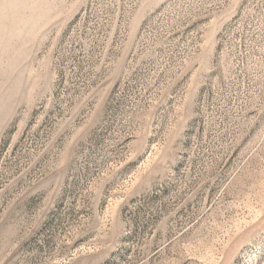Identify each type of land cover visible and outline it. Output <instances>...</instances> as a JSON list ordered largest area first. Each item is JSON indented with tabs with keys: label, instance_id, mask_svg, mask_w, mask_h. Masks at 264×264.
I'll return each mask as SVG.
<instances>
[{
	"label": "rangeland",
	"instance_id": "rangeland-1",
	"mask_svg": "<svg viewBox=\"0 0 264 264\" xmlns=\"http://www.w3.org/2000/svg\"><path fill=\"white\" fill-rule=\"evenodd\" d=\"M0 264H264V0H0Z\"/></svg>",
	"mask_w": 264,
	"mask_h": 264
}]
</instances>
